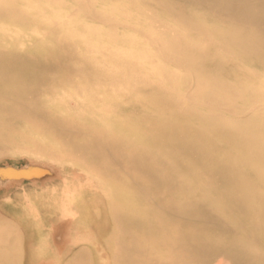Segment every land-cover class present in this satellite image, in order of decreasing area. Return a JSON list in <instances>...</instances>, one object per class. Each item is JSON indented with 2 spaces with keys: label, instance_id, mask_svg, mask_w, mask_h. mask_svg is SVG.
Segmentation results:
<instances>
[{
  "label": "rangeland",
  "instance_id": "1",
  "mask_svg": "<svg viewBox=\"0 0 264 264\" xmlns=\"http://www.w3.org/2000/svg\"><path fill=\"white\" fill-rule=\"evenodd\" d=\"M225 13L0 0V264H188V245L264 260V36ZM200 197L213 219L156 208Z\"/></svg>",
  "mask_w": 264,
  "mask_h": 264
},
{
  "label": "bare ground",
  "instance_id": "2",
  "mask_svg": "<svg viewBox=\"0 0 264 264\" xmlns=\"http://www.w3.org/2000/svg\"><path fill=\"white\" fill-rule=\"evenodd\" d=\"M199 1L206 3V4H213L214 3V5H218V6H220L222 13L226 12L225 14H230V16H232L234 18L236 17L235 19H237V20L245 17L249 26L252 25V26H255L256 28H258L260 33H262V35L264 36V0H199ZM135 21L137 22V20H135ZM236 33H237V31H236ZM105 40L106 41L111 40L110 34H107V36L105 37ZM148 43H150V42H148ZM152 43H159V42L152 40ZM148 51L150 52L151 48L146 49L145 54H143V53L142 54L144 56H147L149 54ZM248 136H250V135H248ZM248 136H246V139L250 143V141H253L254 138L252 136L251 137H248ZM263 147H264V145L262 146V148ZM191 156H195L194 159L197 160V162H199L201 160L200 156L198 157L195 153H192ZM145 157L146 156L130 157L129 155H127L126 160L135 164L136 167L138 168V170L140 172H142L144 175H146L147 177H151V178L155 179V181H157V184L155 183L157 185V188H159V189L168 188L169 187L168 181L165 178L160 177V175H161L160 173L162 171V168L151 171L147 166H144V165L142 166V162H144L143 159ZM139 163H141V166L138 167ZM177 164L179 165V162H177ZM188 167L190 170H193L195 168L193 165H189ZM214 170L216 172L219 169L214 168ZM218 174L220 175V173H217L216 175H218ZM186 183L188 185V188H185V189L188 190L191 188L193 183H191V182L188 183V181ZM230 184H231V181L229 179H225L222 183H220V185H222V186L226 185L227 187H229ZM239 189L240 188L238 187V190ZM240 192H242L244 195H247L246 190H243V188L240 189ZM202 195H205L204 190H203V192H201V196ZM256 198H257V200H259L260 196H258ZM237 200H239V199H235L234 201L232 200L231 205H236ZM244 200H245V198H243L241 203H240L243 205L240 208L241 210L243 209L242 211L247 209L244 205H250V203H244ZM176 205H192V206H194V207H190V208L189 207H187V208L182 207L181 208L182 212L181 211L180 212L183 213V215H192L194 212H198L201 215L200 216L201 219H205V220H209L211 218L213 219V214L211 215V213H209V211L206 209V206H205V205H208L207 200L202 199L201 197L199 199H196V200L187 198L183 202V204L182 203H176L174 200L170 199L169 204L167 206L165 205L164 207H162V206L157 205L156 208L162 209L163 212L166 211V214L170 216L172 214V212L174 211V207ZM164 209H165V211H164ZM217 225H218L217 227L220 228L221 231H226L225 226H222L220 224H217ZM185 250L189 251V252L192 251V253H193L190 257L191 261L188 264H200V263L201 264H213V262L219 258H224L229 264H247L248 261H250V258L246 254L245 250H232L229 245H224V246H221L220 248L219 247L215 248L212 246V247L207 248V251H206V249H200V248L193 247V246L190 247V245H188L187 247H185ZM257 263L258 264H264V260L260 259L259 261H257ZM173 264H186V263H182L181 261H179V262L175 261V263H173Z\"/></svg>",
  "mask_w": 264,
  "mask_h": 264
}]
</instances>
